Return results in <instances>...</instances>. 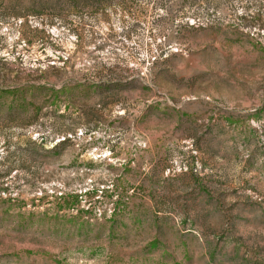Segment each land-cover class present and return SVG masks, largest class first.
Segmentation results:
<instances>
[{"label":"rangeland","instance_id":"rangeland-1","mask_svg":"<svg viewBox=\"0 0 264 264\" xmlns=\"http://www.w3.org/2000/svg\"><path fill=\"white\" fill-rule=\"evenodd\" d=\"M0 264H264V0H0Z\"/></svg>","mask_w":264,"mask_h":264},{"label":"trees","instance_id":"trees-1","mask_svg":"<svg viewBox=\"0 0 264 264\" xmlns=\"http://www.w3.org/2000/svg\"><path fill=\"white\" fill-rule=\"evenodd\" d=\"M67 139H64V141H66Z\"/></svg>","mask_w":264,"mask_h":264}]
</instances>
